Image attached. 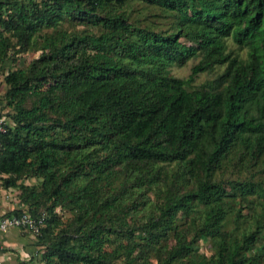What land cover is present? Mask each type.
Returning <instances> with one entry per match:
<instances>
[{
    "label": "trees",
    "instance_id": "16d2710c",
    "mask_svg": "<svg viewBox=\"0 0 264 264\" xmlns=\"http://www.w3.org/2000/svg\"><path fill=\"white\" fill-rule=\"evenodd\" d=\"M31 50L0 175L39 264H264V0H0V73Z\"/></svg>",
    "mask_w": 264,
    "mask_h": 264
},
{
    "label": "crops",
    "instance_id": "0c3cea01",
    "mask_svg": "<svg viewBox=\"0 0 264 264\" xmlns=\"http://www.w3.org/2000/svg\"><path fill=\"white\" fill-rule=\"evenodd\" d=\"M3 178L4 176L0 175V217L24 208L18 198L19 191L14 188H6ZM21 182L30 184L28 180ZM40 250L37 238L25 231L11 228L0 233V261L2 264H39V252H42Z\"/></svg>",
    "mask_w": 264,
    "mask_h": 264
},
{
    "label": "rangeland",
    "instance_id": "374dc122",
    "mask_svg": "<svg viewBox=\"0 0 264 264\" xmlns=\"http://www.w3.org/2000/svg\"><path fill=\"white\" fill-rule=\"evenodd\" d=\"M244 54H245L244 51H242V50L239 51L240 56H244ZM38 55L39 54L37 52H35L34 50H31L28 53H26L25 55L16 58L15 61H13V60L8 61L2 67L1 73H0V97H2L6 91V86L4 83L5 75L9 71H13V70H16L18 68L27 66L32 61V59H34ZM197 62H198V60H191L183 67H172L170 69L171 74L173 76L181 78V79H189L191 76V73H192V68L194 65L197 64ZM219 73H220L219 69H216L215 71H211V72L200 73L194 77V79L190 83L189 87L190 88H199L203 85L211 83L217 77V75ZM3 105L4 104L0 103V117H3L5 119L7 126H12L10 120L6 116V114L8 112H11V111L8 108H4ZM28 182L30 183L29 185L36 183L35 180H28ZM261 203L264 204V200H262ZM57 212L59 213V215H61L63 217L64 220L71 217V214L69 212H67L66 210L61 211V209L59 208V209H57ZM210 247H211V245L209 242H201V251L204 252L205 254H207V255L210 254ZM40 251H43V249ZM41 254H42V252H39V259L41 257Z\"/></svg>",
    "mask_w": 264,
    "mask_h": 264
},
{
    "label": "built area",
    "instance_id": "2783aa9c",
    "mask_svg": "<svg viewBox=\"0 0 264 264\" xmlns=\"http://www.w3.org/2000/svg\"><path fill=\"white\" fill-rule=\"evenodd\" d=\"M6 122L3 117H0V136L7 132ZM2 142L0 140V160L2 156ZM45 226V218H34L28 212L24 211L20 214H10L0 217V233L6 232L11 228H16L25 231L35 238L41 236L42 229ZM0 264L2 262L0 261Z\"/></svg>",
    "mask_w": 264,
    "mask_h": 264
}]
</instances>
